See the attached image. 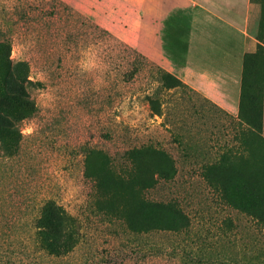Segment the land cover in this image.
<instances>
[{
  "label": "rangeland",
  "instance_id": "obj_1",
  "mask_svg": "<svg viewBox=\"0 0 264 264\" xmlns=\"http://www.w3.org/2000/svg\"><path fill=\"white\" fill-rule=\"evenodd\" d=\"M148 1L0 0V122L15 129L0 133V264H264V225L227 205L200 175L234 146L230 117L188 89L164 91V113L155 115L144 98L158 84L148 66L125 75L136 63L128 54L145 56L140 48L157 31V0ZM252 1L249 31L263 49L244 66L241 100L258 117L264 3ZM252 139L250 162L264 167V135ZM143 144L165 150L176 172L133 190L126 152ZM226 194L264 210V185ZM48 199L78 223L59 255L34 238Z\"/></svg>",
  "mask_w": 264,
  "mask_h": 264
},
{
  "label": "crops",
  "instance_id": "obj_2",
  "mask_svg": "<svg viewBox=\"0 0 264 264\" xmlns=\"http://www.w3.org/2000/svg\"><path fill=\"white\" fill-rule=\"evenodd\" d=\"M252 8L250 0H157V31L141 52L237 115L243 59L260 42L249 31Z\"/></svg>",
  "mask_w": 264,
  "mask_h": 264
},
{
  "label": "trees",
  "instance_id": "obj_3",
  "mask_svg": "<svg viewBox=\"0 0 264 264\" xmlns=\"http://www.w3.org/2000/svg\"><path fill=\"white\" fill-rule=\"evenodd\" d=\"M251 2H257L252 1ZM264 3V0H262ZM262 46L257 44V49L254 53H247L243 59V71L241 79V92L243 88V72L244 66L248 64L250 57H258ZM135 56L133 62L136 63L130 69L125 72L127 78H133L136 73L144 70L145 65L148 68L145 70L148 72V76L158 82L156 88L150 93L144 95V98L148 101L150 109L153 114L162 116L164 113L162 105L164 103L161 97L164 91L169 92L171 90L176 91L180 89H188L192 92L198 93L188 84L183 82L180 78L165 70L161 66L157 65L153 61L148 60L145 56L141 55L135 50H131L127 59L130 61V56ZM138 59H141L138 61ZM147 61V62H145ZM261 68L264 69V61H261ZM20 67H28V63L25 60L16 62ZM263 85H264V72ZM30 82V81H28ZM264 92V87L262 89ZM242 96V95H241ZM240 96L238 113L236 119L223 111L227 117H230V122L233 127L236 126V134L234 135L235 150L230 147L224 153H222L214 162H209L201 167L200 175L205 183L215 191L219 197L226 202L227 205L246 213L247 215L256 219V221L264 225V210L260 208L246 209L240 206L232 197L227 196L226 189L233 186L238 187L240 185L248 187H259L264 185V167L261 163H251L253 149L255 147V141L252 138L260 136V133L264 135V113H260L258 117L254 115H247L242 106V97ZM19 101H24V97L16 96ZM207 99V98H206ZM208 100V99H207ZM210 101V100H209ZM247 125L248 127H242ZM14 129L10 123L1 124L0 133L5 134L7 130ZM15 130V129H14ZM15 132V131H14ZM21 134L16 129V135L14 138L13 146L15 150L19 149ZM2 141H0V144ZM1 147V145H0ZM13 152H16V151ZM127 159L129 160L130 169L128 172L127 180L131 189L138 190L140 188L152 187L158 179L168 180L170 179L176 170L172 164V158L161 148L154 147L151 144H143L137 147H132L126 152ZM164 161L165 168L153 163V160ZM166 163L171 164V170L166 171ZM158 169L154 170L155 167ZM90 174V173H89ZM95 175V174H90ZM95 183V187L99 188L103 181L95 176L91 178ZM34 238L37 241V245L47 253H56L57 255L63 253V250L71 247L69 243L71 238L70 233H77L78 235V223L77 220L66 213L62 206L56 204L53 200H45L38 208L37 215L33 222ZM63 232H65L63 234ZM62 233V238L59 239L58 235ZM70 245V246H69Z\"/></svg>",
  "mask_w": 264,
  "mask_h": 264
}]
</instances>
